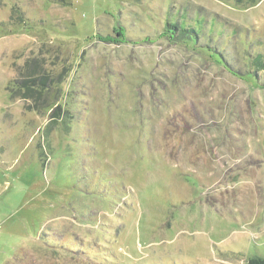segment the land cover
Returning a JSON list of instances; mask_svg holds the SVG:
<instances>
[{
  "label": "rangeland",
  "instance_id": "obj_1",
  "mask_svg": "<svg viewBox=\"0 0 264 264\" xmlns=\"http://www.w3.org/2000/svg\"><path fill=\"white\" fill-rule=\"evenodd\" d=\"M263 61L264 0H0V264H264Z\"/></svg>",
  "mask_w": 264,
  "mask_h": 264
},
{
  "label": "trees",
  "instance_id": "obj_2",
  "mask_svg": "<svg viewBox=\"0 0 264 264\" xmlns=\"http://www.w3.org/2000/svg\"><path fill=\"white\" fill-rule=\"evenodd\" d=\"M256 0H234V2L238 5L241 4H249L253 3ZM42 61L37 59L30 58L24 64V69L31 68L34 72L41 71L38 75L27 76V77H20L22 71H18V76L16 77L13 82L16 85V89H14L13 94L18 98L25 101V107L27 109H35V110H43L48 108L47 99L43 100L42 103H30L28 98L31 96H37L39 99L41 96L47 97L52 90L50 88L55 85L56 82L53 81L51 75L44 67H42ZM260 68L264 69V61L259 65ZM24 91V92H22ZM57 95L55 96V103H52L49 107L53 110V115H59L58 111L61 109V105L56 101ZM50 103V102H49ZM253 263L256 261H252Z\"/></svg>",
  "mask_w": 264,
  "mask_h": 264
}]
</instances>
